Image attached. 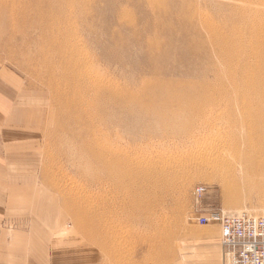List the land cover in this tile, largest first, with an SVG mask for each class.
I'll return each mask as SVG.
<instances>
[{"label": "rangeland", "instance_id": "rangeland-1", "mask_svg": "<svg viewBox=\"0 0 264 264\" xmlns=\"http://www.w3.org/2000/svg\"><path fill=\"white\" fill-rule=\"evenodd\" d=\"M74 3L0 0V83L30 103L42 162L34 183L66 236L109 264H169L192 227L220 228L199 224L201 214L264 216V196L228 189L211 153L225 140L210 139L231 130L239 144L264 110H244L231 92L208 100L220 80L242 85L258 67L249 23L264 24V0ZM195 11L224 31L221 51L241 49L234 78L216 45L192 47L194 35L169 45L165 25L190 34Z\"/></svg>", "mask_w": 264, "mask_h": 264}, {"label": "crops", "instance_id": "crops-1", "mask_svg": "<svg viewBox=\"0 0 264 264\" xmlns=\"http://www.w3.org/2000/svg\"><path fill=\"white\" fill-rule=\"evenodd\" d=\"M21 97L20 88L0 83V264H109L99 250L68 238L39 196L34 181L42 166L41 142L34 121L26 120L29 102ZM220 231L192 227L171 250L169 264H223Z\"/></svg>", "mask_w": 264, "mask_h": 264}, {"label": "bare ground", "instance_id": "bare-ground-1", "mask_svg": "<svg viewBox=\"0 0 264 264\" xmlns=\"http://www.w3.org/2000/svg\"><path fill=\"white\" fill-rule=\"evenodd\" d=\"M85 1L90 2V4L92 2H95V0H85ZM236 1H246V0H236ZM74 2L76 3L78 2V0H74ZM199 11L193 12L191 15L192 18L191 23L189 22L187 23V27L190 31V34L185 33L186 35L184 36L179 35V33H177L172 28V25L170 24L165 25V29H162V32L164 33V31L166 30L167 35L172 37V41L170 40L169 45L178 46L179 41L181 42L186 39L188 40L187 42L190 43L189 38L190 36L194 35L197 42H193V45L190 43L192 47L193 46L200 47L201 45H206V44L212 46L216 45L218 49L217 54L223 57L225 61L227 60L228 65L233 68L234 64H232L233 60L231 58H239V56L241 55L240 53L241 49L237 47L234 48L236 52H231L233 54L231 53L228 54L225 53V51H221L224 50L221 49L222 46L221 42L223 41L222 36L224 34V31L210 19L211 17ZM255 13L257 12H254V14ZM253 23L254 22L252 21L251 23H249L250 24L249 26L252 28V30H254V40L251 41L250 49L252 50L250 56L254 58L255 48H259L262 50L260 52L261 55L258 57L259 58V61L257 62L258 67L250 71L251 74L246 76L245 82H243L242 85H237V86L231 85L226 88L222 83V81L220 80V82L218 83V85L220 84V88L218 87V89H224V90L222 91V93H220V91H217L218 93L212 92L210 99L208 98V100L218 103L221 100L220 97L222 96V94L226 92H231L236 97V99L238 98L241 99L242 104L244 105V110H264V24L257 25L256 23L254 24ZM176 25H178V23ZM175 29L178 30L176 27ZM202 39L205 40V43L200 42ZM188 54L189 53L187 52L186 56ZM222 54H224V56ZM227 57L229 59H227ZM70 62H77L78 64L80 63L79 60L76 59L74 55H72V59ZM234 68L233 70L232 69L228 70V73L231 76V78H234L237 74L238 67L237 68L234 67ZM79 76L80 73L78 74V77ZM90 78H92L93 81H95V83L100 82L99 75L98 76L92 75L90 76ZM95 88L99 89V87L96 86ZM194 105L196 107H199L200 105L203 106V104L201 103L199 104L195 103ZM213 111H217V110H211V112ZM228 111L230 112L231 110ZM256 122L258 123V126L255 125L254 123V127L253 126L249 127V130H247L248 133L244 135L243 141L240 142L239 144L234 143L233 145H230L231 142L228 139L234 136L231 130H227L225 132V137L224 134L220 131L212 132L210 137V139L225 140L222 141L224 145H221V147L218 148L214 147L215 149H211V153L215 156V158H213L212 161L217 165V167H219V171L221 172L222 175L225 176L228 175L227 177L228 189H230L231 191H235V193L238 196L242 195L243 193L248 194V196L252 198L254 196H264V114L261 111L257 113ZM234 146L235 148L232 149V147ZM197 189L195 190L196 198H197L196 196ZM232 213L234 214H229L226 216H230L231 218H242L243 215H247L252 219L254 218L258 219L264 217V216H259V214H254L251 212H249V214L247 213L236 214L238 212H232Z\"/></svg>", "mask_w": 264, "mask_h": 264}, {"label": "built area", "instance_id": "built-area-1", "mask_svg": "<svg viewBox=\"0 0 264 264\" xmlns=\"http://www.w3.org/2000/svg\"><path fill=\"white\" fill-rule=\"evenodd\" d=\"M205 192L204 187H199L197 199ZM198 221L201 225L220 226L223 264H264V217L231 218L222 211H214L201 214Z\"/></svg>", "mask_w": 264, "mask_h": 264}]
</instances>
